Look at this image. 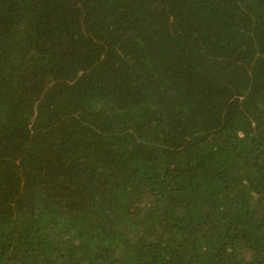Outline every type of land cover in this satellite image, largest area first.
Segmentation results:
<instances>
[{
    "label": "trees",
    "instance_id": "obj_1",
    "mask_svg": "<svg viewBox=\"0 0 264 264\" xmlns=\"http://www.w3.org/2000/svg\"><path fill=\"white\" fill-rule=\"evenodd\" d=\"M0 264H264V0H0Z\"/></svg>",
    "mask_w": 264,
    "mask_h": 264
}]
</instances>
